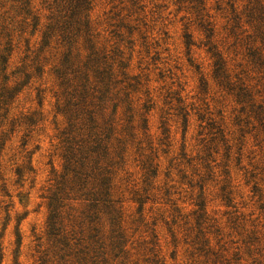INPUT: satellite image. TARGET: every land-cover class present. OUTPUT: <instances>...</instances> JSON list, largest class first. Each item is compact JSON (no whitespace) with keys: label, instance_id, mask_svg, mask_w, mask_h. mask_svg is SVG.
<instances>
[{"label":"trees","instance_id":"trees-1","mask_svg":"<svg viewBox=\"0 0 264 264\" xmlns=\"http://www.w3.org/2000/svg\"><path fill=\"white\" fill-rule=\"evenodd\" d=\"M96 1L40 0L39 8L31 0L8 1L9 12L3 15H11L8 22L3 20L0 26L1 35L6 39L0 49V158L8 134L13 133L15 125L30 130L41 122L34 113L20 115L9 123L11 129L3 130L11 106L20 93L19 87L33 81L41 82L37 98L43 99L47 90L52 93L54 114L60 119L53 148L54 156L61 164L42 197L47 218L45 239L40 245L46 248L40 253L37 264H164L159 258L153 230L150 239L143 241L138 250L139 246H134L132 241L133 234H129V228L123 224L125 204L138 205L137 213H141L148 202L156 204L150 191H153V181L157 177L158 165L154 164L157 157L151 147L146 146L150 151L146 155L142 147L148 130L147 116L155 103L150 98L148 80L129 73V60L124 58L120 46L124 38L122 30L130 39L138 29L130 26L140 21L130 20L133 17L131 11L142 7H136L139 0H116L121 11L108 19L119 18V23L108 25L114 28L110 32L108 29L98 31L91 19ZM241 2L244 3L242 7L237 5V0H213V8L209 7V0H175L174 4L179 11L185 9L190 14V26H195L205 40L203 46L212 61L213 83L237 106L233 121L238 140L241 142L245 136H251L264 166V0ZM125 10L127 14L121 16ZM211 11L216 16L211 15ZM217 18L224 22L221 30L227 35L225 39L234 40L230 47L244 48L243 67L237 64L232 70L229 63L236 62L234 58L239 54L233 50V58L229 59L230 48L219 50L215 42L219 34ZM14 35L18 37L16 50H19L22 37L28 36V39L23 40L20 67L6 75ZM185 38V46H193L191 37ZM237 69L240 70L235 73ZM42 86L45 88L41 89ZM136 95L144 98H135ZM176 102L181 103L180 100ZM177 110V117H181L183 125L187 124L188 114L184 108ZM136 119L137 125H134ZM209 126L212 139L219 135L223 140L222 120L218 123L210 121ZM138 131L143 136L139 141ZM165 132L163 130V134ZM133 147L135 156L130 159ZM208 158L209 155H205L200 160L203 169L211 171ZM133 164L139 168L141 184L133 179ZM19 174L17 171L16 175ZM223 183L222 199L229 206L231 193L225 192L227 181ZM250 183L253 198L257 197L260 203L264 178L257 180V175L250 173L247 185ZM167 195L165 192L164 197ZM165 204L175 205L170 200ZM195 206L199 208L194 227L196 234L191 241L187 235L184 239V244L191 249L189 257L199 259V264H241L237 253L228 258L227 250L219 245L221 239H215V244H211L206 237L208 232L202 228L206 223L204 204L199 202ZM259 209L264 212V201ZM237 220L231 224L235 226ZM218 232L215 237L219 236ZM170 233L177 247L175 234ZM256 235V231L250 232L245 243L250 255L261 251ZM251 263L262 264V260L252 258Z\"/></svg>","mask_w":264,"mask_h":264},{"label":"rangeland","instance_id":"rangeland-1","mask_svg":"<svg viewBox=\"0 0 264 264\" xmlns=\"http://www.w3.org/2000/svg\"><path fill=\"white\" fill-rule=\"evenodd\" d=\"M8 1L0 0V26L3 20L8 22L11 15H3L9 12ZM31 1L39 8L40 0ZM139 1L136 7L142 8H134L130 19L140 20L130 24L138 29L130 39L126 38L128 34L122 30L124 38L120 46L124 58L129 60V73L148 80L150 98L155 103L147 116L148 130L142 140V147L145 155L150 153L146 147L149 146L151 152L156 153L154 157H157L154 159V164L158 165L157 177L153 181L154 189L150 191L151 196L156 198V204L146 203L141 213H137L138 205L125 204L123 224L129 228V234H133L132 241L135 242L134 246H139L138 250L142 248L140 245L143 241L150 239L153 230L159 258L164 264H199V259L189 257L191 249L184 244V239L187 235L188 241H191L196 234L194 227L199 208L195 205L203 202L206 223L202 228L208 232L206 237L211 244L221 239L219 245L227 250L228 258L237 253L241 264H252V258H258L264 264V212L259 209L264 201V186L259 203L258 198H253L251 193L252 183L247 185L250 173L256 174L257 180L264 178L263 158L259 149L255 147L251 136H245L241 142L238 140L237 127L233 121L237 106L230 96L219 91L213 83L212 61L206 53L207 48L203 46V36L195 26L189 24L190 14L185 9L179 11L175 0ZM237 5L242 7L244 3L237 0ZM213 6V0H209V7ZM126 7L129 8L128 3ZM121 8L119 1L97 0L91 19L98 31H112L114 28L108 25H117L119 18H108L120 13ZM126 14V10L122 11L121 16ZM211 15L216 16L214 11H211ZM216 24L219 34L215 42L219 50L230 48L229 59L233 58V50L239 54L234 58L236 62H230L229 67L232 70L237 64L243 67L244 48L230 47L234 40L225 39L227 35L221 30L224 22L217 18ZM186 36L191 37L189 40L193 46H185ZM24 39H28V36L20 39L19 50H16L18 37L14 35L13 52L6 75L20 67ZM111 42L115 41L112 39ZM5 43L6 39L0 32V49ZM239 70H235V73ZM33 82L19 87L20 93L3 127L4 131L11 129L9 123L20 115L34 113L37 119H41L36 127L30 128L32 131L29 134L27 131L30 130L15 125L1 153L0 264H37L40 253L46 248L40 245L45 239L47 218L42 197L52 184L54 172L60 171L61 163L54 156L53 148L56 129L60 124V119L54 114L55 100L48 90L39 100L36 92L41 82ZM139 97L144 98L143 95L135 96ZM176 100L181 103L178 104ZM179 107L188 114L185 125L181 117H177ZM220 120L223 124V140L219 135L213 140V136L209 135L210 121L218 123ZM134 125H137V119ZM163 130L166 131L164 134ZM136 133L137 141L141 140L143 136L140 131ZM134 151L133 147L130 159L134 158ZM205 155H209L207 163L211 171L203 169L204 164L200 159ZM135 165L131 169L133 179L141 184V174ZM17 171L19 175H16ZM224 180L228 183L225 192L231 193L229 206L222 199ZM165 192L168 193L167 197H164ZM167 200L174 203V207L165 204ZM234 219H238L235 226L231 224ZM140 220L143 222L140 223ZM171 231L177 239V247L172 242ZM216 231H219L217 237ZM252 231L257 232L261 251L250 255L245 243ZM39 238L42 240L39 241Z\"/></svg>","mask_w":264,"mask_h":264}]
</instances>
